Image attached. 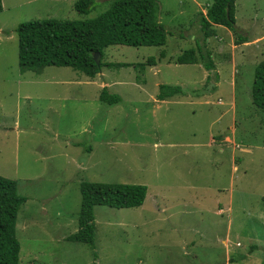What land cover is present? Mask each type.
I'll use <instances>...</instances> for the list:
<instances>
[{
  "label": "rangeland",
  "instance_id": "rangeland-1",
  "mask_svg": "<svg viewBox=\"0 0 264 264\" xmlns=\"http://www.w3.org/2000/svg\"><path fill=\"white\" fill-rule=\"evenodd\" d=\"M75 1L5 0L0 12V175L16 181L18 194L50 196L47 206L30 211L29 201L19 208L18 264L263 263L264 127L251 88L255 66L264 60V0H235V24L246 44L212 25L216 33L206 43L220 67V91L207 103L177 95L179 101L160 106L153 99L159 80L201 91L216 81L212 76L204 85L200 58L174 62L196 47V16L212 0L199 8L192 0H157L165 45L103 50L105 63L135 65H105L92 78L53 65L22 73L19 23L89 19L111 3L94 0L80 14ZM151 56L163 65L152 68L146 63ZM141 62L144 68L136 65ZM103 86L120 101L103 103ZM84 181L147 187L138 207H94L95 248L68 239L78 229Z\"/></svg>",
  "mask_w": 264,
  "mask_h": 264
},
{
  "label": "trees",
  "instance_id": "trees-1",
  "mask_svg": "<svg viewBox=\"0 0 264 264\" xmlns=\"http://www.w3.org/2000/svg\"><path fill=\"white\" fill-rule=\"evenodd\" d=\"M110 1V0H109ZM94 0H76L74 8L80 14H87ZM157 0H111L110 6L96 17L84 20L37 19L21 22L16 27L18 36L19 70L41 73L46 66L71 67L83 74L94 77L105 65L109 67L132 66L130 62L102 61L103 50L109 45L163 46L167 42L168 32L157 19L159 11ZM3 10L0 0V12ZM235 0H212L206 12H199L195 19L200 37H196V47L184 49L174 58L175 64H195L198 58L209 72L208 81L217 80L212 72L215 68L206 40L215 35L212 25L230 29L237 35V44L247 41V37L238 34L235 19ZM183 37V36H181ZM100 53V62L96 64L94 53ZM160 56H165L161 51ZM146 63L154 65L155 57H148ZM145 62L136 65L145 67ZM158 99L178 94L186 95L188 90L180 85L159 84ZM202 88V87H201ZM214 84L203 86L202 91L191 92L201 96L205 90L212 91ZM253 104L262 112L264 127V60L255 69L251 89ZM99 99L108 105L120 101V96L112 94L103 86ZM264 146V135L262 139ZM147 187L144 184L110 183L84 181L80 185L81 205L78 213V229L68 237L95 248L94 207L106 205L115 208L138 207L145 200ZM26 197L17 193L15 180L0 175V264H18L20 242L16 236V219L20 206ZM264 204V197L262 198ZM254 248L257 246H253ZM94 253V257H96ZM261 264H264L261 263Z\"/></svg>",
  "mask_w": 264,
  "mask_h": 264
},
{
  "label": "crops",
  "instance_id": "crops-1",
  "mask_svg": "<svg viewBox=\"0 0 264 264\" xmlns=\"http://www.w3.org/2000/svg\"><path fill=\"white\" fill-rule=\"evenodd\" d=\"M200 1H202V0H192V2L195 4V5H197L198 6V8H199V6H200ZM2 3H3V5H4V8H5V6H6V3H5V0H2ZM201 9H202V7H201ZM203 10V9H202ZM228 29V28H227ZM230 30V29H229ZM248 42V40L247 41H245V42H243V44H246ZM166 54V53H165ZM234 57V56H233ZM231 58V64H230V69L233 71L232 72V74L235 76V72H236V65H235V63H234V59L235 58ZM160 58H163V60L165 61V60H167V57L165 58V56L164 57H161L160 56ZM161 60V59H160ZM159 60V63H156L155 65H153V67L152 68H154V67H157L158 68V66L159 65H163V64H161V61ZM165 63L166 64H168L166 61H165ZM196 64V63H195ZM258 64V63H257ZM256 64V65H257ZM201 70H202V79H204V82L206 81V78H207V76H208V74H205V72H207V70L204 68V67H202V66H199L200 64H196ZM214 65H215V73H213L214 75L216 74L217 75V80L215 81V85L217 86V90L215 91V89L214 90H212V91H207V90H205L204 92H203V94L201 95V97L200 96H197L196 98H198V99H202L204 102H208L209 101V98H210V95H214V94H216V93H218L220 90L218 89L219 87H221V81H220V67L218 66V63H214ZM256 67V66H255ZM82 73V72H81ZM87 76V75H86ZM162 83H165V81H162V80H159V82L156 84V86L158 87L159 86V84H162ZM104 84V83H103ZM107 84V83H106ZM175 84H178V83H175ZM159 88V87H158ZM184 88V87H183ZM184 89H186V90H188V93L186 94L187 96H189V97H192V98H195V97H193V96H191L192 95V93L191 92H194V91H198V90H201V88H199L198 90H193V89H190V88H184ZM252 89V88H251ZM156 92H157V94H158V89H156ZM178 95H184V94H178ZM175 96H177V95H174V96H172V97H168V98H164V99H158L157 98V95L155 96V97H153V99L154 100H156V101H158L159 102V104L157 105V106H160V103H165V102H169V101H173V99H175V101H179V100H176V99H179V98H177V97H175ZM213 102V101H212ZM262 115V114H261ZM231 131H233V128H231L230 129ZM212 139V138H211ZM249 148V146L248 147H244L243 148V150H249L248 149ZM21 195V194H20ZM23 196H25L26 197V201L23 203V206L24 205H26L27 206V203L29 202V201H33L32 202V204H30V206H29V208L28 209H30V211H31V207H35L36 208V206H38L39 207V205L40 206H47V203H46V201L49 199V197H45V196H40V197H38V196H26V195H23ZM25 206V207H26ZM34 253V252H33Z\"/></svg>",
  "mask_w": 264,
  "mask_h": 264
},
{
  "label": "water",
  "instance_id": "water-1",
  "mask_svg": "<svg viewBox=\"0 0 264 264\" xmlns=\"http://www.w3.org/2000/svg\"><path fill=\"white\" fill-rule=\"evenodd\" d=\"M100 53L99 52H95L94 53V60L96 62V64H98L100 62Z\"/></svg>",
  "mask_w": 264,
  "mask_h": 264
}]
</instances>
